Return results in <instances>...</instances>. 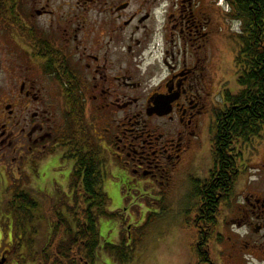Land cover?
Listing matches in <instances>:
<instances>
[{"label":"flooded vegetation","instance_id":"flooded-vegetation-1","mask_svg":"<svg viewBox=\"0 0 264 264\" xmlns=\"http://www.w3.org/2000/svg\"><path fill=\"white\" fill-rule=\"evenodd\" d=\"M230 15L218 0H0V264H36L51 236L9 200L29 196L38 210L49 166L72 192L66 97L77 98L82 128L127 194L164 198L177 172L188 200L194 181L210 177L229 94L215 79L214 27ZM221 154L230 160L229 148ZM236 155V180L217 193L218 218L213 200L203 208L188 264H264V130Z\"/></svg>","mask_w":264,"mask_h":264},{"label":"trees","instance_id":"trees-1","mask_svg":"<svg viewBox=\"0 0 264 264\" xmlns=\"http://www.w3.org/2000/svg\"><path fill=\"white\" fill-rule=\"evenodd\" d=\"M225 1L230 7L232 18L241 23V33L238 35L241 46L234 60L239 91L236 95L227 94L222 104L225 115L222 117L221 114L214 122L211 143H214L216 150L212 152L215 169L210 172L207 180L193 183L195 189L189 198L194 203L195 220L187 223L192 230L201 224L200 216L205 211L203 208L211 200L216 206L213 215L218 218L216 208L224 196L218 198L217 193L224 194L228 184L231 186L237 177L234 173L236 151L240 150L241 143L264 130V0ZM65 101L70 126L73 127L66 153V158L73 163L72 196L71 199L60 198L65 212L57 213L50 205L42 210H34L36 206L29 196L11 198L9 205L16 206V212L23 215V221L34 219L40 224L42 220L51 229L48 245L44 244V247L33 252V262L96 264L100 252L98 219L108 216V199L102 191L104 161L88 131L82 128L85 124L77 98L66 97ZM224 147L230 149V160L223 159L221 151ZM218 166L229 167L224 168L225 171L229 170V182L223 171L218 175ZM206 225L210 226V223Z\"/></svg>","mask_w":264,"mask_h":264},{"label":"rangeland","instance_id":"rangeland-1","mask_svg":"<svg viewBox=\"0 0 264 264\" xmlns=\"http://www.w3.org/2000/svg\"><path fill=\"white\" fill-rule=\"evenodd\" d=\"M227 10L220 9L221 14H227ZM214 32L218 35L217 38L215 36L216 61L218 56L221 59V74L216 73L215 79L221 77L226 90L236 95L239 89L236 85L237 68L234 60L241 46L236 38L240 32V22L231 15L227 23L216 17ZM216 65L218 63L214 62V66ZM215 71L219 72L216 68ZM102 160L105 167L102 191L108 199V216L98 219L101 251L98 253L96 264L190 263V247L195 239V231L189 229L187 223L193 220L194 203L190 198L181 199L182 192L186 190L182 187L184 184L181 186L180 174L176 172L172 175L171 184L167 189L163 187L161 191L164 193L161 194L164 198L153 192L129 195L122 184L111 175L109 162ZM251 164L252 161L249 162V165ZM70 165L72 167V163ZM68 168L66 166L65 170ZM206 168H210L209 160L206 162ZM54 170L56 172L57 167L51 169L49 166L42 170L40 182H45L42 186L45 192L39 193V209L50 205L53 211L63 214L65 208L60 198L71 199L72 194L68 192V181H61L62 178L55 172L52 173ZM250 173L252 172H249V175ZM41 223L45 222L41 220ZM5 227L7 232L12 230L10 224H5ZM21 227L23 233L28 231L26 225L22 224ZM41 230L42 225L38 227L37 236V240L42 241L45 237ZM128 235L134 237V241L128 242ZM40 242L36 241V244H41Z\"/></svg>","mask_w":264,"mask_h":264}]
</instances>
